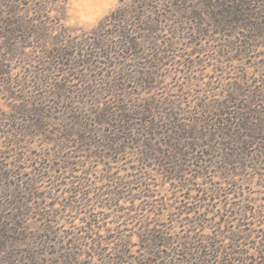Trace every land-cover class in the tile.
I'll return each mask as SVG.
<instances>
[{
  "label": "rangeland",
  "instance_id": "374dc122",
  "mask_svg": "<svg viewBox=\"0 0 264 264\" xmlns=\"http://www.w3.org/2000/svg\"><path fill=\"white\" fill-rule=\"evenodd\" d=\"M0 264H264V0H0Z\"/></svg>",
  "mask_w": 264,
  "mask_h": 264
}]
</instances>
